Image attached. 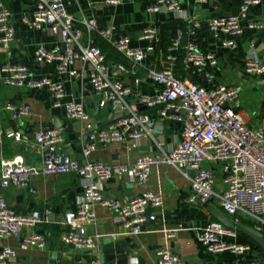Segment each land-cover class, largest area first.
I'll return each mask as SVG.
<instances>
[{
	"label": "built area",
	"instance_id": "built-area-1",
	"mask_svg": "<svg viewBox=\"0 0 264 264\" xmlns=\"http://www.w3.org/2000/svg\"><path fill=\"white\" fill-rule=\"evenodd\" d=\"M34 11L24 23L35 31H46L57 36L59 41L53 48L39 45L36 48V60L40 65H50L59 78H79L88 70L91 91L98 95L100 107H111L112 118L103 128L98 129L83 102H65L66 90L61 80L43 76L36 78L27 65H0V80L6 86H27L34 91L47 90L52 95V107L61 110L71 121H80L88 135L79 140L83 162L62 153L65 144V129H42L35 133L34 141L43 151L42 169L36 164H28L23 158L6 160L0 153V187L3 190L15 188L37 194L34 179L39 176H60L75 173L80 178L84 196L76 211L65 214L66 225L70 231L62 235L66 245L73 246L87 255L88 264H103L101 237L90 234L89 226L97 225L96 207L117 214V222L126 238L134 239L143 234L144 227L157 219L156 210L164 206L163 196L159 193L144 192L134 198L120 201L106 198L105 185L115 180H128L132 184L145 185L156 166H169L181 173L190 183L191 201L201 199L206 204L216 205L236 225L244 219L252 222L254 231L264 237V127L253 129L248 126L241 114L244 107L242 84L216 82V72L222 66L218 53L201 50L195 40L186 45L183 59L185 72L195 76L206 74L208 86L196 83L190 78L179 79L175 75L177 53L182 36L172 40L167 49L164 68L161 71L148 70L149 77L155 83L153 93H136L120 79L107 61L103 51L94 44H84L82 30L76 24L73 15L66 9L64 0H32ZM125 0H105L108 5L118 6ZM260 0H246L238 16L217 17L209 20L205 26L220 41L224 50L235 51L237 41L244 33V23L249 19V11L258 6ZM167 6L177 20H186L180 0H157L149 8L159 13ZM11 12L0 0V48L10 49L16 41V29L10 24ZM192 36L203 26L195 19ZM89 31H98L100 37L111 43L113 48L130 61L135 67L146 68L149 55L160 43L155 27H148L140 40L147 47H133L129 37L115 38L114 27L99 30L96 20L82 23ZM262 24H248L250 29H262ZM118 70L126 72L123 65ZM244 73L250 79L264 82V62L249 59L244 64ZM137 97V108H132L128 98ZM157 111L163 120L177 122L182 130L179 142L168 151L163 142L153 137L152 121L146 111ZM14 120H23L32 114L29 105L5 107ZM5 132L0 129V146ZM17 143H26L27 137L20 132L12 134ZM144 137L152 138L163 151L162 155L146 154L140 156L134 165L94 162L91 156L97 144H125L130 150L136 149ZM218 167L222 173L220 186L214 173ZM151 209L155 210L154 212ZM43 223L41 214L32 211L19 214L10 206L0 193V240L22 236L29 231L21 242L20 249L29 251L44 249L46 238L36 231ZM172 239L174 231H165ZM239 232L213 221L198 232V241L214 255L231 253L237 259H244L255 252V247L247 242L238 241ZM18 252L9 246L0 249V264H14ZM157 264H184L168 245L157 251ZM129 264H139L131 257ZM259 264V263H254Z\"/></svg>",
	"mask_w": 264,
	"mask_h": 264
},
{
	"label": "crops",
	"instance_id": "crops-1",
	"mask_svg": "<svg viewBox=\"0 0 264 264\" xmlns=\"http://www.w3.org/2000/svg\"><path fill=\"white\" fill-rule=\"evenodd\" d=\"M4 7L11 12L10 24L16 29V41L10 49L0 48V65L22 64L27 65L36 78L43 76L61 80L65 86V102H83L86 110L91 115L98 129H103L112 118L111 107H100L101 98L95 95L89 86L88 70L81 71L79 78L62 77L55 75L53 66L40 65L36 60V48L45 45L53 48L59 39L46 31H35L24 23V19L31 16L35 7L32 0H1ZM157 0H125L118 6L108 5L105 0H64L66 9L73 15L76 24L84 35V44H94L99 47L107 61L114 69V73L124 80L136 93H153L155 83L151 80L148 70L161 71L167 49L173 39L182 36L180 49L177 53L175 75L183 80L190 78L199 83L195 74H189L183 69V59L186 55V45L190 40H195L201 50L218 53L222 66L216 72V82L227 84H242L244 86V107L241 114L250 128L264 127V82L254 80L251 83L244 73V64L249 59H259L264 62V27L262 29H250L248 24L264 25V0H260L258 6L249 11V19L244 23L245 31L238 39L235 51L224 50L220 41L215 39L205 24L214 18L224 17L230 14L238 16L241 7L246 0H180L186 20H177L171 13L163 10L152 13L149 8ZM94 19L98 23L99 30L111 27L116 29L115 38L129 37L133 47L145 48L148 43L140 40L144 31L153 26L160 37V43L155 45V50L149 55L146 68L135 67L130 61L117 53L111 43L104 41L99 32L89 31L82 23ZM195 19L203 26L196 30L192 36V25L189 21ZM123 65L126 72L118 70ZM52 95L49 91H34L27 86H6L0 80V129L5 132L0 153L6 160L23 158L28 164L39 166L42 162L43 151L39 150L34 141L36 132L42 129H55L54 120L62 121L65 129V144L62 153L69 155L79 162H83L82 149L79 138L88 135L80 121H69L61 110L53 109ZM129 105L137 108V97L128 98ZM12 105H29L32 114L23 120H14L5 107ZM139 108L140 112L146 111ZM152 121L153 137L156 141H162L163 149L168 151L181 139L182 127L179 123L163 120L157 115V111H146ZM72 125L73 130L69 129ZM23 133L27 137L26 143H17L12 137L15 132ZM77 136L73 141L71 135ZM146 154L159 156L163 151L150 137H144L136 149L130 150L125 144H97L96 150L91 156L94 162H102L109 165L128 164L134 165L136 160ZM214 173L218 184L221 186L222 173L218 167H214ZM37 194L10 188L3 190L8 204L19 214H28L38 211L43 223L36 231L46 238L44 249L22 251L21 242L29 231H24L22 236L8 237L0 240V249L4 246L14 248L18 257L14 264H88L90 256L83 251L66 245L62 235L70 228L66 225L65 214L76 211L84 196L83 184L75 173L60 176H39L34 179ZM144 192L159 193L163 196L164 206L155 211L157 219L144 227V232L132 239L135 251L130 257L138 259L139 264H157V251L168 245L171 251L178 255L184 264H264V250L259 246L255 252L244 259H237L231 253L214 255L198 241V232L210 222L217 221L208 212V206H202L197 198L191 201L189 181L176 169L161 165L152 170L151 177L145 185L132 184L130 181L114 180L105 185L106 198H116L120 201L134 198ZM219 209V208H218ZM220 210V209H219ZM221 211V210H220ZM97 225L89 226L90 234H98L101 237V250L104 254L105 237H113L115 241L126 239L122 227L117 222V214L101 205L96 207ZM243 224L252 227L249 219H244ZM165 231H174L172 239L166 237ZM239 242H252L246 235L239 233ZM259 261V262H257ZM106 264H111L107 262Z\"/></svg>",
	"mask_w": 264,
	"mask_h": 264
},
{
	"label": "water",
	"instance_id": "water-1",
	"mask_svg": "<svg viewBox=\"0 0 264 264\" xmlns=\"http://www.w3.org/2000/svg\"><path fill=\"white\" fill-rule=\"evenodd\" d=\"M222 3V0L219 1L218 5ZM163 10L168 12L167 6H163ZM230 14L224 15V17H230ZM196 78L201 85L207 87V77L206 74H202L200 76L196 75ZM247 81L251 83H255V81L250 80V78H246ZM79 103V102H78ZM144 110V109H143ZM64 123L57 119L54 120V128L60 129L63 127ZM69 129L73 130L72 125H69ZM34 138V137H33ZM71 139L75 141L77 136L72 134ZM39 169H42L43 166L40 164ZM113 179L112 181H114ZM198 202L205 206V202L201 199L197 198ZM208 212L212 217H214L218 222L224 224L226 227L236 230L237 232L246 235L249 239H251L257 246H259L262 250H264V237L261 233H258L253 230L252 227L246 226L241 223L236 225L230 218H228L222 211H220L215 206H208ZM104 243V254L102 256V263L106 264L107 262H111V264H129L130 255L135 251L136 246L132 245V239L126 238L124 240L115 241L113 237H105L103 240ZM259 262V261H257Z\"/></svg>",
	"mask_w": 264,
	"mask_h": 264
},
{
	"label": "trees",
	"instance_id": "trees-1",
	"mask_svg": "<svg viewBox=\"0 0 264 264\" xmlns=\"http://www.w3.org/2000/svg\"><path fill=\"white\" fill-rule=\"evenodd\" d=\"M247 243L252 244L255 247V249L258 247L253 241L252 242H247Z\"/></svg>",
	"mask_w": 264,
	"mask_h": 264
},
{
	"label": "rangeland",
	"instance_id": "rangeland-1",
	"mask_svg": "<svg viewBox=\"0 0 264 264\" xmlns=\"http://www.w3.org/2000/svg\"><path fill=\"white\" fill-rule=\"evenodd\" d=\"M243 97H244V94H243Z\"/></svg>",
	"mask_w": 264,
	"mask_h": 264
}]
</instances>
